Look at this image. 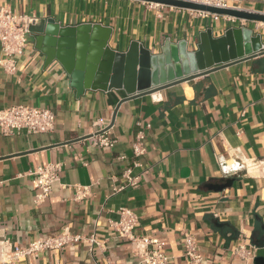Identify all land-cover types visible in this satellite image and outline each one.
<instances>
[{"label": "crops", "instance_id": "0c3cea01", "mask_svg": "<svg viewBox=\"0 0 264 264\" xmlns=\"http://www.w3.org/2000/svg\"><path fill=\"white\" fill-rule=\"evenodd\" d=\"M241 8L264 14V0H244ZM0 9L40 18L29 44L16 56L17 69L9 72L0 65V108H48L57 118L47 133L5 135L0 130V241L23 247L69 228L83 236L95 234L98 242L44 251L18 264L139 260L135 242L110 224L119 220L122 208L139 217L136 237L162 241L170 264H185V230L196 236L208 264H255L256 257L264 258V245L253 240H264V54L124 101L109 128L116 143L106 148L99 145V135L128 95L116 89L78 94L61 64L46 66L34 38L48 19L61 27L98 24L111 29L108 46L116 52H126L137 41L160 54L166 42L185 40L193 51L202 32L211 30L219 38L241 27L260 34L264 46L263 22L203 18L135 0H0ZM154 95L162 99L155 101ZM140 132L145 153L135 158L133 144ZM47 163L62 165L61 179L45 202L35 204L33 171ZM128 168L133 176L141 175L139 185H128ZM229 179L231 186L215 189ZM77 185L90 186L84 200H74ZM240 242L251 248V260L232 253Z\"/></svg>", "mask_w": 264, "mask_h": 264}, {"label": "water", "instance_id": "95a60500", "mask_svg": "<svg viewBox=\"0 0 264 264\" xmlns=\"http://www.w3.org/2000/svg\"><path fill=\"white\" fill-rule=\"evenodd\" d=\"M186 10L216 13L244 21L264 23V14L244 9H226L189 0H135ZM241 27L229 29L219 38L211 30L200 34V42L193 51L187 41L177 44L166 42L160 54H153L142 44L133 41L126 52H116L108 46L111 29L101 30L100 25L82 24L61 27L53 19L39 24L34 36L36 49L46 57V66L55 61L71 77L78 94L85 90H124L128 95L114 112L115 120L120 105L137 96L150 95L173 85L206 75L234 62L264 54L260 34ZM232 179L215 186L222 191L231 186ZM221 227L223 224H217ZM255 264H264L256 257Z\"/></svg>", "mask_w": 264, "mask_h": 264}, {"label": "built area", "instance_id": "2783aa9c", "mask_svg": "<svg viewBox=\"0 0 264 264\" xmlns=\"http://www.w3.org/2000/svg\"><path fill=\"white\" fill-rule=\"evenodd\" d=\"M192 2L215 6L226 9H242L241 2L244 0H189ZM155 6L159 4L150 3ZM192 14L206 18L212 17L219 20L221 17L236 21V18L222 16L216 13L189 10ZM40 21L36 15H28L11 10L0 9V44L3 57L0 59V65L9 72L17 69L16 56L21 54L29 44V37L32 29ZM162 97L154 95L155 101H160ZM56 114L42 107L29 106L25 104H12L0 108V130L5 135L14 132H26L27 134H40L51 132L56 126ZM143 133L137 135L133 144L134 157L138 158L145 153V147L141 142ZM98 143L102 147L113 148L116 139L111 137L109 129H104L99 135ZM125 159V156H120ZM136 165H139L135 163ZM62 165L60 163L40 164L33 171L36 180L34 182L36 194L35 204H42L46 201L52 192V186L60 181L62 175ZM128 179L129 186H137L141 181V175H132L131 168L124 172ZM90 195V186L77 185L75 188L74 200H84ZM120 218L117 221H111V226L121 237H125L136 246L133 249L134 255L139 260L131 264H170V258L164 250L163 243L160 239L152 236L138 238L134 235V229L139 223L137 214L129 209L122 208L119 212ZM79 242H88V244H98L95 234L83 236L72 232L69 228H64L61 232L36 238L21 247L13 245L8 239L0 241V263L18 264L21 258L35 257L44 251L63 249L68 245ZM100 245V244H99ZM182 245L184 248L185 264H208L206 258L200 250V243L196 236L189 230L183 232ZM243 260L252 259L251 248L245 243L236 244L232 250Z\"/></svg>", "mask_w": 264, "mask_h": 264}, {"label": "trees", "instance_id": "16d2710c", "mask_svg": "<svg viewBox=\"0 0 264 264\" xmlns=\"http://www.w3.org/2000/svg\"><path fill=\"white\" fill-rule=\"evenodd\" d=\"M253 240L255 241V243L259 246L264 245V240H260L258 239L256 236L253 237Z\"/></svg>", "mask_w": 264, "mask_h": 264}]
</instances>
